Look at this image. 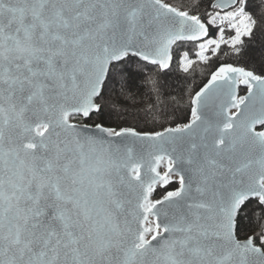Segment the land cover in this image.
Returning <instances> with one entry per match:
<instances>
[{"label":"snow or ice","instance_id":"obj_1","mask_svg":"<svg viewBox=\"0 0 264 264\" xmlns=\"http://www.w3.org/2000/svg\"><path fill=\"white\" fill-rule=\"evenodd\" d=\"M0 264H264V0H0Z\"/></svg>","mask_w":264,"mask_h":264},{"label":"trees","instance_id":"obj_2","mask_svg":"<svg viewBox=\"0 0 264 264\" xmlns=\"http://www.w3.org/2000/svg\"><path fill=\"white\" fill-rule=\"evenodd\" d=\"M253 47L256 49V52H254L253 55L258 56L260 50L259 42L254 44ZM120 75L124 78V80L128 81L129 84H134L135 87H132L131 91H129L128 87H122L120 84H118L116 87V93H118L119 96L113 94L112 100L114 103H112L110 106L115 108L117 111L136 113L140 106L147 103V97L144 94L145 90L141 87L144 83L143 73L136 67L135 64H127L121 68ZM119 79L120 77H118V80ZM200 79L201 76L199 73H197L196 79L194 81H190L189 83L194 86L195 84L199 83ZM161 80L167 84L165 91L171 95H185L186 98V92L184 90H186L189 85L188 83H185L182 78L178 79L175 72H170L167 75L161 73ZM121 84H123V81H121ZM117 100L119 102H116ZM169 111H171V109H169ZM182 111H184L183 105L178 107L177 116H179L180 112ZM121 119L126 120L127 124L129 125L138 123L133 115L123 116ZM113 126L115 125L113 124ZM143 126V123H140V127ZM149 126L151 125L149 124Z\"/></svg>","mask_w":264,"mask_h":264}]
</instances>
